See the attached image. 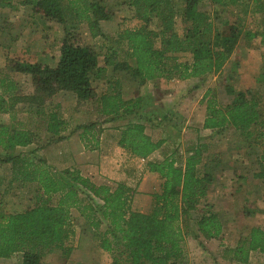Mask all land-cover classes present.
<instances>
[{
  "label": "trees",
  "instance_id": "1",
  "mask_svg": "<svg viewBox=\"0 0 264 264\" xmlns=\"http://www.w3.org/2000/svg\"><path fill=\"white\" fill-rule=\"evenodd\" d=\"M181 1V12L175 11L172 0L129 1L128 5L143 25L125 29L119 34L120 43L126 46L127 59L134 63L133 67L126 63L118 64L119 71H129L132 78L142 81H169L203 77L221 70L237 46L242 31L237 24L227 21L217 27V19L214 18L217 13L210 15L206 6L224 8L226 0ZM229 2L239 6L246 0ZM60 3L61 0H39L35 5L43 16L62 21L69 11L63 12ZM69 4L73 9L74 3ZM254 5L261 6L262 10L259 0H254ZM70 8L68 6V10ZM88 12L90 16L86 20L92 38L102 36L98 22L109 20L113 12L99 3L89 4ZM153 16L160 22L156 32L147 31L144 27ZM177 16L183 25L182 34L175 31ZM261 16L263 20L264 13ZM262 22L261 28L264 26ZM258 33L264 39V29ZM256 34L247 32L246 36L254 39ZM152 37L157 39L158 47H155ZM178 54H190L192 61L180 62L176 57ZM97 57L91 45L82 44L76 29L69 28L64 30L60 59L54 67L17 62L13 69L30 77L36 94L34 102L24 98L30 104L26 111L38 114L44 99L60 90L73 93L80 103L95 101L99 115L110 116V120L117 116H131L121 130L118 146L134 158L147 160L163 141H154L146 133L142 121L148 118L142 114L141 98L123 101L119 89L97 95L91 83L93 73L99 70ZM256 82L264 85L263 73ZM226 90L232 100L224 107L219 106L214 98L207 100V96L203 97L206 115L202 129L236 131L243 139V147L257 150L260 166L254 177L262 180L264 193L262 92L250 89L233 92L228 87ZM55 117L53 114L47 117L46 130L52 135H58L56 129L62 124ZM94 126V123L85 126L80 137L84 148L90 151L96 149L97 144L89 146L92 140L86 135L91 134ZM33 141L34 134L29 129L9 131L5 125L0 127V147L3 150L26 147ZM200 147V144L198 147L195 144L186 149L184 167L175 165L177 160L170 157L145 164L146 171L157 174L161 180L160 192L152 194V207L146 213L131 210L136 189L122 183H116L115 189L110 191L106 186L91 185L88 179L74 172L57 173L42 159L27 158L28 154L0 157V164H11L12 182L33 183L37 187L34 206L17 214L0 212V258L9 259L20 254L22 264H40L44 256L54 252L68 258L73 251L68 242L74 235L70 211L75 209L96 231L97 246L110 255V264H180L185 256L184 234L191 230L197 234V231L208 241L219 239L222 234L218 215L212 212L210 205L202 204L213 177L207 173L199 174L200 168L204 167L200 166ZM189 211H195L198 216L192 220L187 218ZM189 223L194 227L191 230L188 229ZM102 224L107 228L99 231ZM232 251L233 259L239 264H247L251 252L264 254V231L258 227L251 228L247 238Z\"/></svg>",
  "mask_w": 264,
  "mask_h": 264
},
{
  "label": "crops",
  "instance_id": "2",
  "mask_svg": "<svg viewBox=\"0 0 264 264\" xmlns=\"http://www.w3.org/2000/svg\"><path fill=\"white\" fill-rule=\"evenodd\" d=\"M36 1L39 0H0V75H3V77L0 78V127L4 126L3 118L13 120L15 114L11 101L13 97L22 99L27 97L29 102L35 101L33 99L34 95H36L34 88L31 95H25L22 91L23 74L14 70L13 66L12 68L10 67L11 61L18 60L21 63L37 64L52 68L60 59V49L65 29H76L82 40H85L86 45H90L96 44L103 39L106 40L110 36H116L120 24L128 22V18L130 21L139 23L136 28H139L140 24H142L140 20L135 17L134 9L128 5L130 0H61L60 6L62 11H69V14L63 16L62 21H56L40 14L35 5ZM259 1L262 3V10L260 8L261 6L254 5V0H246L245 3L239 6L230 4L229 0H226L227 6L224 8L216 5L206 6V10L211 13L210 15L217 13L214 17L215 20L217 19L215 21L217 27H220L221 23L225 21L230 24H237L242 31L241 38L219 72L187 80L174 79L170 82L165 81L166 84L176 82L178 84H176V87H190L188 92L185 91V89L174 91V89L170 90L172 86L170 85L168 89L170 91L168 93L171 91L172 93L168 94V96H173L174 98V101L169 102L170 105L165 104L162 95L160 101L157 99L159 98L157 91L159 87L163 86L162 79L142 81L141 79L126 75V72L124 75L118 74L123 73L118 72L119 70L117 69L118 64L122 62L119 56V47L114 53L111 52L110 55L108 51L105 56L97 57V68L100 69V72L109 71L110 73L119 75V80L116 81V84L120 83V94L123 101H129L135 98L142 99V114L145 117H155L161 120L166 114H169V112H176L175 110H177L181 113V115H176L175 118L169 116L166 120L163 119L159 124L142 121L146 133L152 140L163 141L160 148L151 154L147 160L139 159L144 162V164L148 161H161L167 157L176 161L177 157L182 154L180 148L187 135V126L192 127V131H194L196 135L195 144L197 147L200 144L201 149L203 147L207 148V146L202 145V143L208 145L219 143L222 145V141L231 142L233 151H235L236 148H239V150L241 148L244 149L242 146L243 139L239 137L236 131L225 130L216 132L202 129L206 115V100H203V97L207 96V100L211 98L216 100L215 90L220 92L217 87V84H219L217 83L219 82L217 79L223 78V74L227 70L226 67H230L231 61L233 60L236 62L240 61L243 65V67L241 66L242 73H240L238 81L239 87L236 91H245L243 85L247 80L245 76H247L251 79L252 85H254L253 88L259 89L264 97V86L260 87L256 82L257 76L262 74V71H260V55L257 54V51H254V48H251L252 45L257 43L264 45V39L261 34L258 33L264 29V26L261 28L260 22L263 17L261 13H264V0ZM70 2L74 3L73 9L71 4H69ZM91 3H99L100 6L112 10L113 12V16L109 20L98 22L102 36H97L95 38H92L89 31V23L88 20H86V18L90 16L88 6ZM68 6L71 7L69 10ZM247 32H256L257 34L254 39H248L246 36ZM118 36L119 35L116 36V40L120 43ZM251 61L256 62L258 67L252 68L250 64ZM126 64L130 67L134 66L133 61L130 59H126ZM242 75L243 77H241ZM108 88L106 93H110L113 90L111 87ZM150 89L153 92L149 91ZM96 93L100 96L97 90ZM150 94L154 96L153 99L148 98ZM230 98H232V96H230ZM45 99L39 108L38 114L34 115L33 112L29 113L31 117L27 125L28 129L33 132L35 141L42 139V145L38 149L31 151H34V154L30 159H42L57 173L66 170L72 173L74 172L88 179L91 185L96 187L106 186L110 191L115 189L116 183H122L132 187L136 189V194L132 200L131 210L139 213L148 212L153 203L152 194L160 192L161 180L159 176L155 173L147 172L144 168L142 169L144 173L142 172L141 180L138 184L132 185V180L129 177L130 174L125 171V168L122 169L119 167L121 165L120 163H112V161L109 160L102 151L100 143L97 144L98 146L96 145V149L91 151L84 148V144L80 137L83 128L87 124L92 123V121L91 119L83 120L86 116H82L83 112L81 108L84 103H93L94 101L80 103L73 93L71 94V92L61 90L54 93L49 99ZM69 100L70 103H68ZM217 103H219V101ZM95 104V112L99 115L97 103ZM262 104V110L264 111V102H262ZM50 114L55 115V118L62 123L56 129L58 135H52L46 130L48 124L47 117ZM5 126L11 127V125L8 124H5ZM123 128L124 127H121L119 130ZM9 131H11L10 128ZM60 137H62V139L59 140ZM91 137L94 136L91 135ZM34 145L35 142L33 141L26 147H15L12 150H3L0 147V156L11 157L19 154V150L31 148ZM209 155L208 152L204 154L200 166L204 165L207 159L206 157ZM182 156L181 161L177 160L175 163L178 167H184L185 158L184 155ZM251 157L252 156H250V158ZM99 175H102V177H99ZM11 180V164H0V212L17 214L34 206L35 197L30 194V190H34V196H36V184L18 183L12 182ZM209 189L210 186L208 187L207 194ZM203 201H205V199ZM70 216L73 230L77 221H81V226L77 230H74V234L77 233L81 235L85 233L86 236L91 238L89 239L86 237V239L91 242L94 238H92V236L96 234V231L89 226L77 210L72 209L70 211ZM102 225L106 226L104 224ZM195 232L200 235L197 231ZM192 233L193 230H191L189 234H184V240L186 239L187 241V239H189L192 241V239H194ZM200 237L204 239L201 235ZM85 242L87 241H84V245L86 246ZM2 260L3 259L0 258V262Z\"/></svg>",
  "mask_w": 264,
  "mask_h": 264
},
{
  "label": "rangeland",
  "instance_id": "3",
  "mask_svg": "<svg viewBox=\"0 0 264 264\" xmlns=\"http://www.w3.org/2000/svg\"><path fill=\"white\" fill-rule=\"evenodd\" d=\"M172 5L175 11H181L183 8V2L181 0H172ZM204 5V4H203ZM203 7V6H202ZM111 9V8H110ZM112 11V10H111ZM126 23H121L116 36L119 35L125 29H134L138 27L139 23H135L134 21H130V19ZM262 20V19H261ZM260 20V21H261ZM264 21V19L262 20ZM261 21V24L263 22ZM143 24H140V26ZM160 26V22L157 17H152V19L144 24V27L147 31L156 32ZM175 31L178 34H182L183 25L179 16L175 19ZM80 36V34H79ZM116 36H110L106 40H100L96 44H90L98 56H105L109 51V55L111 52L114 53L118 47L120 48V64L126 63V59L128 58L126 54V46L124 43L120 44L116 40ZM82 44L86 45L85 40H82L80 37ZM152 41L155 44V47H158L157 39L152 37ZM251 48H254V51H257L258 55H260V71L264 74V45L255 44L252 45ZM178 61L180 62H191L192 56L190 54H178L176 55ZM262 57V59H261ZM234 59V58H233ZM20 62L18 60L11 61L10 67H14V65ZM119 63V62H118ZM252 68H257L258 64L254 61L250 62ZM243 65L236 61H231L230 67H226V72L223 74L222 79L219 80V84L217 87L218 90H215L216 102L219 101L218 105L226 106L228 105L232 98L227 94L226 87L234 90L235 92L239 87V76L242 73ZM229 67V68H228ZM100 70V69H99ZM95 71L91 77L92 86L100 93V95L106 93L111 87L112 89L120 90V83L116 84V81L119 79V75H124L126 71H118L123 73H110L108 72H100ZM126 75H130L129 71L126 72ZM3 75H0V78ZM243 77V75L241 76ZM259 77V75L257 76ZM261 77V76H260ZM255 78V77H254ZM246 82L243 87L245 91L252 90L255 92L256 88H253L252 81L250 78L245 76ZM174 80V79H172ZM176 80V79H175ZM262 81V78L260 79ZM165 79H162V87H159L157 94H159V101L161 100V95L164 98V102L167 105H170V101H174L173 96H168L170 90L174 89V91L184 90L189 91V86L184 88L176 87L178 84L175 82H171L166 84ZM251 81V83H250ZM115 84V85H114ZM177 84V85H176ZM172 85L169 89V86ZM260 87L264 86L263 84H258ZM22 88L25 95H31L33 90V83L29 76L22 75ZM247 89V90H246ZM153 92L151 89L149 90ZM244 91V92H245ZM260 91V90H259ZM131 92V90H130ZM261 92V91H260ZM263 96V93H262ZM179 97V96H178ZM177 97V98H178ZM149 99H153V95H148ZM168 98V99H166ZM28 99V98H27ZM13 110L15 111L13 120L9 118H3L4 125L8 124L11 131L17 129H28L29 116L30 112L27 113L26 108L29 102L26 99L22 98H12ZM264 102V97L263 101ZM70 103V100L68 101ZM96 102L87 103L82 105V116H86L83 120H90L95 126L91 129V134L87 133V137L92 140V143L89 146H93L95 144L100 143L102 151L106 154L112 163L118 162L121 165L122 169L125 168V171L130 174V179L132 180V185L138 184V182L142 178V174L144 171L142 169L145 168L144 162L140 161L132 157L128 152L124 151L118 146V140L121 134V130L119 128L124 127L131 116H117L113 120H110L112 117L110 116H102L98 115L95 112ZM36 105V103H35ZM158 105V104H157ZM263 104L261 103V106ZM176 112H169L166 114L164 118L161 120L150 117L147 119L148 122L152 124H159L163 119L166 120L167 117L171 116L173 118L176 115H181L180 111L175 110ZM133 117V116H132ZM11 121V122H10ZM91 124V123H89ZM87 124L86 126H88ZM187 135L185 136L184 142H182L181 146V156L177 157V160L181 161L182 155L184 158L186 157L185 152L189 146H193L196 143V135L194 131H192V127L187 126ZM190 130V131H188ZM93 135L94 137H91ZM35 145L31 148H25L19 150V154L22 153L24 155L28 154L27 158H31L34 154V149H38L42 145V139L39 141H35ZM181 144V143H180ZM202 145L207 146V148H202V158L204 154L208 152L210 154L206 157V162L204 163V167H201L199 170V174L203 175L205 173L212 175L213 182L210 185L209 192L205 201H203V205H210L212 207V212L216 213L222 223V234L219 239L213 240H204L198 234L193 232L194 239L184 240V259L180 262V264H239L233 259V251L242 240L246 239L249 231L253 227H258L264 231V193H263V182L262 180L255 178L254 175L259 173V160L257 157L256 149L250 150V147L244 146V149L239 148L235 151L232 150L233 146L231 142L222 141V145L219 143H215L214 145H208L206 143H202ZM98 146V145H97ZM260 154V153H259ZM250 156H252L250 158ZM1 157V156H0ZM4 157V156H2ZM34 158V157H33ZM36 159V158H35ZM210 159V160H209ZM143 172V173H142ZM102 175H99V177ZM91 183V182H90ZM77 186V185H76ZM83 192H87L85 189L79 188ZM30 194L34 196V190H30ZM3 212V211H2ZM198 216V213L195 211H189L187 213V218L193 219ZM105 225V224H104ZM81 226V221L78 220L74 230H77ZM107 228V226H100V231H103ZM194 227L192 223L188 224V229L191 230ZM96 234H93L91 242L86 239L89 236H86L85 233L77 234L75 233L69 240L68 244L73 247V251L68 258H63L61 253L54 252L51 255L44 256L40 264H110L111 257L109 254L100 250L97 246L96 242ZM84 241L86 246L84 245ZM96 242V243H95ZM88 243V244H87ZM0 264H22V256L20 254H16L9 259H3ZM247 264H264V254L258 252L249 253V260Z\"/></svg>",
  "mask_w": 264,
  "mask_h": 264
}]
</instances>
